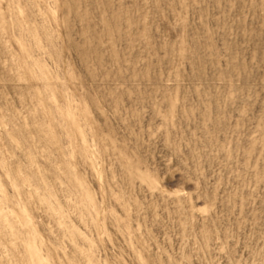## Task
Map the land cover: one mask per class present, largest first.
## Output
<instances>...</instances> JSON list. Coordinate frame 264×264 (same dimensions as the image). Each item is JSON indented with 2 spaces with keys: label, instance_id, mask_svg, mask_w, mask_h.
<instances>
[{
  "label": "rangeland",
  "instance_id": "1",
  "mask_svg": "<svg viewBox=\"0 0 264 264\" xmlns=\"http://www.w3.org/2000/svg\"><path fill=\"white\" fill-rule=\"evenodd\" d=\"M0 264H264V0H0Z\"/></svg>",
  "mask_w": 264,
  "mask_h": 264
},
{
  "label": "bare ground",
  "instance_id": "2",
  "mask_svg": "<svg viewBox=\"0 0 264 264\" xmlns=\"http://www.w3.org/2000/svg\"><path fill=\"white\" fill-rule=\"evenodd\" d=\"M26 50V49H25ZM28 50V49H27ZM31 64V63H30Z\"/></svg>",
  "mask_w": 264,
  "mask_h": 264
}]
</instances>
